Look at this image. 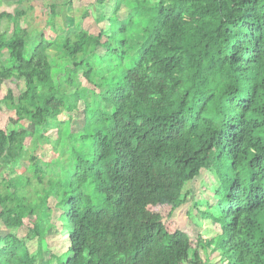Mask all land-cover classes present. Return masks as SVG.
Here are the masks:
<instances>
[{
	"label": "trees",
	"instance_id": "16d2710c",
	"mask_svg": "<svg viewBox=\"0 0 264 264\" xmlns=\"http://www.w3.org/2000/svg\"><path fill=\"white\" fill-rule=\"evenodd\" d=\"M112 1L96 35L56 29L51 7L54 37L27 54L25 30L0 14V27L13 23L7 40L0 33V84L21 83L0 100L13 113L0 161L20 163L0 181V264H208L206 250H218L217 264H264V0ZM78 110L73 133L58 116ZM42 144L71 170L38 159ZM201 172L216 186L193 206L220 233L194 237L158 208L183 205ZM25 221L24 238L2 232ZM56 222L64 256L48 249Z\"/></svg>",
	"mask_w": 264,
	"mask_h": 264
},
{
	"label": "rangeland",
	"instance_id": "374dc122",
	"mask_svg": "<svg viewBox=\"0 0 264 264\" xmlns=\"http://www.w3.org/2000/svg\"><path fill=\"white\" fill-rule=\"evenodd\" d=\"M155 0H151L153 2ZM51 7H53L55 16L52 19L53 25L56 29L61 28L62 32L65 34L71 33L74 31V26L78 25L80 28L86 30L89 34L96 35L100 29H106V20L111 15L113 9V1L105 0L100 3L97 0H0V14L7 13L15 18L20 28L25 30V48L26 54L30 52L36 42L39 41L41 35L46 36L47 38H53L54 32L51 28L45 26V22L50 16ZM128 9L126 7H121L117 12V17L123 19L128 14ZM11 20L2 19L0 33H2L7 40L12 34L13 23L8 22ZM57 32V31H56ZM2 35L0 34V38ZM6 50L1 52V62L5 66L9 65V60L7 58ZM81 83L83 86L89 85L86 81L80 77ZM21 83L19 80L11 79L4 81L0 84V100L4 95H6L7 90L11 91L13 95L17 94V91L21 89ZM81 109V107L79 108ZM13 116V113L7 110L3 104L0 103V128L10 131L13 126L8 122L9 118ZM69 128L71 132L76 133L82 131V126L84 123V117L82 110L73 111V112H61L58 116V120L65 122L68 119ZM27 131L32 130V126L29 124L24 125ZM21 127L16 126L17 130H20ZM51 139L53 136H50ZM56 138L53 137V141ZM90 139L86 142L87 151L92 154V146L90 145ZM58 145H61L59 143ZM51 148L49 145L42 144L36 148L34 154L36 157L42 161L51 162L53 161V168L58 166L59 172H69L71 170V161L70 159L65 158L64 153L60 152V156L53 152L51 153ZM65 153L68 156L73 155L70 152V147L68 146L65 149ZM57 165V166H56ZM20 169V163L16 161L13 164L8 165L7 159L3 158L0 161V181L6 175L16 176L18 170ZM57 171V168H56ZM211 176L206 172H201L198 176L191 182L188 183L185 187L187 191V198L184 201V204L179 208L170 210L169 207H159L158 213L161 218L164 220H172L175 222L176 227L180 230L185 231L188 235L202 237L213 236L215 233H220L219 226L212 220L203 218L199 216L197 207H201L203 210L204 204H197L196 207L193 206L197 201H209L210 196L213 193L215 188V183L211 180ZM211 203V202H210ZM49 204L54 208V201L49 199ZM59 213L58 210L54 211L52 221L55 222V217ZM58 233L49 235L47 238L48 249L50 253L54 256H64L65 247L67 240L64 233L60 229L58 222L54 224ZM29 224L25 221L23 226L17 229L5 230L2 232H10L15 234L19 238H24L28 231ZM27 247L30 252L36 250L35 241H28ZM201 252V250H200ZM44 255V254H43ZM219 255L218 250L209 251L206 250L202 259L208 261V264H217L214 261H217ZM65 257H62L64 259ZM211 262V263H210ZM36 264H45L44 259L41 261H36ZM46 264H55L54 260H51L50 263Z\"/></svg>",
	"mask_w": 264,
	"mask_h": 264
}]
</instances>
